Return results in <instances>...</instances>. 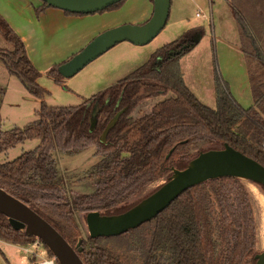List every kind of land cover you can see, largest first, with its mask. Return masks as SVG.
Returning a JSON list of instances; mask_svg holds the SVG:
<instances>
[{"label": "trees", "instance_id": "16d2710c", "mask_svg": "<svg viewBox=\"0 0 264 264\" xmlns=\"http://www.w3.org/2000/svg\"><path fill=\"white\" fill-rule=\"evenodd\" d=\"M124 1L102 12L117 10ZM44 7L48 6L44 3ZM230 7L248 66L254 100L249 109L233 98L218 73L216 108L201 103L186 86L180 61L194 49L193 38L202 28L188 30L157 50L144 66L81 105L48 106L37 82L40 73L28 58L24 42L0 15V33L13 46L11 51L0 49V59L42 100L36 120L23 129L0 132V154L27 140H40L33 151L0 162V188L29 206L75 247L80 230L74 212L123 214L143 199L130 202L133 196L163 176L169 180L173 169L184 170L201 152L228 144L264 166V0H230ZM62 64L49 73L61 77ZM169 93L173 96L156 104L149 115L132 117L142 101ZM97 104V125L91 131ZM123 110L106 142H101L108 125ZM204 141L212 147L194 155L187 150ZM92 146L103 155L90 175L98 179L96 189L69 201L63 195L53 153H80ZM0 240L16 245L38 241L53 258L40 240L14 230L1 214ZM256 244L248 188L240 179L221 178L187 190L157 217L125 234L89 236L82 242L80 258L84 264H254Z\"/></svg>", "mask_w": 264, "mask_h": 264}, {"label": "rangeland", "instance_id": "374dc122", "mask_svg": "<svg viewBox=\"0 0 264 264\" xmlns=\"http://www.w3.org/2000/svg\"><path fill=\"white\" fill-rule=\"evenodd\" d=\"M201 1L208 7L209 0ZM170 19L165 29L151 43L145 46H136L129 42H122L90 63L72 78L65 79L58 75L50 74L49 72L52 68L43 72L37 70L40 73L37 82L46 93L44 99L46 104L51 107L79 106L85 100L104 91L136 69L144 66L157 50L177 40L184 33L183 27L180 28L179 26H173ZM191 22L195 26L198 24H204L202 29L206 33V38L198 47L195 56L184 60V68L188 82L186 86L191 89V92L201 103L208 107L216 108V102H213L206 92L204 94V90L209 89L208 85L210 86V84L208 81L211 82V77L212 82H215V77L218 73L223 79V75L218 67L216 48L212 38L210 39L212 35V27L209 23L194 18ZM217 26L218 25H216V27ZM0 49L7 51L13 50V46L1 33ZM205 49L207 55H211H209L211 61H208V66L205 65L204 61L200 60L201 58L198 59L197 57V55H201L202 51ZM76 54L77 53H75V55ZM70 59H68V61ZM198 64H200L199 70L197 68V70L194 71L193 69ZM207 68L208 74L206 72ZM197 71H199L200 74L197 73ZM172 96L173 94L169 93L166 96H154L142 101L132 112V117L138 119L149 115L156 104ZM41 103L42 100L34 96L31 90L27 88L23 82H21L15 75L11 74L5 63L0 59L1 131H10L15 127L23 129L29 125L37 119L36 111L40 110ZM39 144L40 140H27L24 143L17 145L15 148L10 149L8 152L0 154V162H11L23 153L33 151ZM212 145L213 144L208 141H204L191 144L187 150L194 155L201 150L209 149ZM213 147L218 146L214 145ZM53 158L56 161L59 176L63 181L62 191L65 198L72 201L74 198L85 194H91L95 191L98 179L95 176L90 175L91 172H94L95 166L103 159V155L97 153L96 146L87 148L80 153L71 152L68 154H62L61 152L56 151L53 153ZM166 179V176L157 179L139 194L133 196L129 201L134 202L146 197L163 185L167 181ZM243 182L251 195L257 225L256 250L258 253H261L264 252V191L251 182ZM74 218L79 227L78 229L80 230V236L75 244L76 247L80 239L86 240L89 237V230L86 223V215L84 213L76 211L74 212ZM33 244H37V241ZM39 246H41V248L38 250L40 253L44 251L45 259H53L48 255L47 250L41 243Z\"/></svg>", "mask_w": 264, "mask_h": 264}, {"label": "water", "instance_id": "95a60500", "mask_svg": "<svg viewBox=\"0 0 264 264\" xmlns=\"http://www.w3.org/2000/svg\"><path fill=\"white\" fill-rule=\"evenodd\" d=\"M41 1L48 7L72 14L87 15L102 12L124 0ZM153 4V14L146 23L121 25L101 33L82 51L59 66V75L65 79L74 77L90 63L122 42H129L136 46H145L151 43L165 29L169 21L171 0H153ZM201 36V32L194 36L193 46L199 43ZM98 112L99 105L97 104L92 113L91 131L96 128ZM124 112L125 110L118 113L111 121L101 137V142H106L109 132L115 127ZM221 178H237L248 181L264 191V166L226 144L223 149L201 152L189 162L184 170L173 169L169 180L127 212L110 216L102 215L99 212L87 214L86 223L89 236L96 239L125 234L157 217L187 190L210 180ZM0 214L8 218L9 224L14 230L23 231L27 236L40 240L59 264H84L80 258V254L83 252L82 239L79 240L76 247H72L49 222L1 188ZM254 264H264V252L255 255Z\"/></svg>", "mask_w": 264, "mask_h": 264}, {"label": "crops", "instance_id": "0c3cea01", "mask_svg": "<svg viewBox=\"0 0 264 264\" xmlns=\"http://www.w3.org/2000/svg\"><path fill=\"white\" fill-rule=\"evenodd\" d=\"M153 10L154 4L151 0H126L118 10L72 15L53 7L45 8L41 0H0V15L24 42L33 66L42 72L67 62L72 55L82 51L95 37L109 29L126 24L146 23ZM198 13L204 14L206 18L197 17ZM193 18L211 25L210 39L212 38L216 48L222 77L228 84L233 98L244 109H249L254 100L247 61L241 50L230 0H209L208 7L201 0H171L169 19L173 26L183 27L184 33L191 29L203 28L204 24L193 25ZM205 38L206 33L203 31L199 43L180 61L186 85L188 82L184 60L195 56ZM209 55L205 49L197 57L207 65L208 61H211ZM197 68L199 70L200 64L193 70ZM206 72L208 74V68ZM208 82L210 86L204 90V94L206 92L213 102H216L215 82H212V77L211 82ZM39 248L41 246L36 244L16 245L0 240V264H33V261L38 264L45 259L44 251L41 250L40 253Z\"/></svg>", "mask_w": 264, "mask_h": 264}, {"label": "built area", "instance_id": "2783aa9c", "mask_svg": "<svg viewBox=\"0 0 264 264\" xmlns=\"http://www.w3.org/2000/svg\"><path fill=\"white\" fill-rule=\"evenodd\" d=\"M197 17H203V18H206V16L202 13H198L197 14ZM40 243L37 241V244L36 245H39ZM38 264H56V261L53 259H44L42 260L41 262H39Z\"/></svg>", "mask_w": 264, "mask_h": 264}, {"label": "bare ground", "instance_id": "6f19581e", "mask_svg": "<svg viewBox=\"0 0 264 264\" xmlns=\"http://www.w3.org/2000/svg\"><path fill=\"white\" fill-rule=\"evenodd\" d=\"M257 189V188H256Z\"/></svg>", "mask_w": 264, "mask_h": 264}]
</instances>
